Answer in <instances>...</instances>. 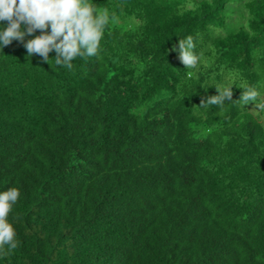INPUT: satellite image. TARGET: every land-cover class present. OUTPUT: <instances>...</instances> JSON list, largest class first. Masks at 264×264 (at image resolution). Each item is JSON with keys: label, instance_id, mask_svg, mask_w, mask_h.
Returning a JSON list of instances; mask_svg holds the SVG:
<instances>
[{"label": "trees", "instance_id": "obj_1", "mask_svg": "<svg viewBox=\"0 0 264 264\" xmlns=\"http://www.w3.org/2000/svg\"><path fill=\"white\" fill-rule=\"evenodd\" d=\"M88 2L110 19L71 70L0 48V264H264V0ZM215 84L259 107L194 106Z\"/></svg>", "mask_w": 264, "mask_h": 264}, {"label": "clouds", "instance_id": "obj_2", "mask_svg": "<svg viewBox=\"0 0 264 264\" xmlns=\"http://www.w3.org/2000/svg\"><path fill=\"white\" fill-rule=\"evenodd\" d=\"M109 19L107 10L100 12L88 0H0V48L17 40L27 50L28 57L38 54L47 63L49 53L54 51L56 55L51 59L55 64L71 70L77 57L87 60L98 55ZM37 30L39 35H35ZM26 36L32 38L25 41ZM171 51L178 53L184 68L197 66L199 57L191 35L180 37L178 46L174 44ZM233 85H212L217 94L202 97L200 104L194 106L223 108L226 101H231L241 106L255 102L259 107L256 104L259 91L255 86L242 85L240 98L233 100ZM19 197L17 187L0 192V249L5 245L9 250L18 246L8 217Z\"/></svg>", "mask_w": 264, "mask_h": 264}, {"label": "rangeland", "instance_id": "obj_3", "mask_svg": "<svg viewBox=\"0 0 264 264\" xmlns=\"http://www.w3.org/2000/svg\"><path fill=\"white\" fill-rule=\"evenodd\" d=\"M233 21H234V20H233ZM250 108H251V110L254 111V112L257 111V109H256L253 105H252Z\"/></svg>", "mask_w": 264, "mask_h": 264}]
</instances>
